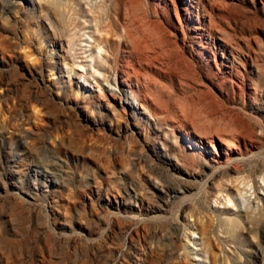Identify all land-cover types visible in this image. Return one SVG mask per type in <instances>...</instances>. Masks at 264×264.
I'll list each match as a JSON object with an SVG mask.
<instances>
[{
	"label": "rangeland",
	"instance_id": "obj_1",
	"mask_svg": "<svg viewBox=\"0 0 264 264\" xmlns=\"http://www.w3.org/2000/svg\"><path fill=\"white\" fill-rule=\"evenodd\" d=\"M95 32L149 94L70 74ZM226 263L264 264V0H0V264Z\"/></svg>",
	"mask_w": 264,
	"mask_h": 264
},
{
	"label": "bare ground",
	"instance_id": "obj_2",
	"mask_svg": "<svg viewBox=\"0 0 264 264\" xmlns=\"http://www.w3.org/2000/svg\"><path fill=\"white\" fill-rule=\"evenodd\" d=\"M68 4V3H67ZM92 22H93V24H95V22H94V20H92ZM97 24V23H96ZM109 25V24H108ZM94 26V25H93ZM221 27V26H220ZM96 28V27H95ZM113 29V28H112ZM127 30V29H126ZM95 31H96V29H95ZM101 31V30H100ZM104 31V30H103ZM129 31V30H128ZM99 32V31H98ZM105 32V31H104ZM103 32V33H104ZM130 32V31H129ZM128 32V33H129ZM222 32V31H221ZM111 33H113V32H111ZM116 33H118V32H116ZM101 35V34H100ZM100 35H98V34H96V32H95V37H94V35L93 36H91V37H87L86 39H87V41H85V42H87L86 44H81L80 46H82L81 48H80V58H81V61H79V63L76 61V62H73V64H72V66L71 67H69L70 69H69V71H70V74L75 70V69H77V70H79V71H82V70H84L86 67H88V65H90V67H91V69H93V71H92V74L91 75H93V76H95V77H97V78H100V77H102V76H104V78H105V83H106V86H107V88L109 89L110 88V91L111 92H114V90L110 87L111 86V84L109 83V80H108V76H105V75H102L100 72H98L97 71V69H94V68H96V67H98V69H99V67H101V68H103V67H105V68H107V69H109V70H111V69H115L116 71H119V74L120 75H124L125 76V79H122L121 80V83L123 84V86H127L128 88H129V91H130V94L131 95H134V92L131 90V88H130V86L132 85V79H135V84L137 85V87L140 85L142 88H144L146 91H147V89L145 88V83H140V74H139V72L140 71H135L136 69H134L133 70V67H132V65H131V67L132 68H130L129 67V63L131 62V58H132V54H130L129 52H126L127 53V56H126V60H125V64L126 65H124V66H120L119 68L117 67V64H115V66H111L110 64H109V66H111V67H109L108 65L106 66V65H103L104 63L103 62H101V61H103V59H104V57H102L101 55L102 54H106V53H102V48H101V46H102V44H106V42L107 41H109L108 40V38L105 36L106 34H102L101 36ZM110 35V34H109ZM109 35H108V37H109ZM115 35V34H114ZM113 35V36H114ZM125 35H126V33H125ZM131 35V34H130ZM118 36V35H117ZM122 36V35H121ZM129 36V35H128ZM127 36V37H128ZM116 37V36H115ZM114 37V38H115ZM110 38V37H109ZM120 38V37H119ZM130 38V40L132 39L131 37H129ZM112 39H113V37H112ZM117 39V38H116ZM122 39H123V37H122ZM128 39V38H127ZM104 40H107L106 42H104ZM127 41V40H126ZM104 42V43H103ZM146 43V42H145ZM143 44V43H142ZM141 44V45H142ZM156 44V43H155ZM107 45V44H106ZM133 45V44H132ZM137 45V44H136ZM140 45V46H141ZM150 45V44H149ZM162 45V44H161ZM138 46V48L140 47L139 46V44L137 45ZM136 46V47H137ZM145 46V45H144ZM144 46L142 45V47L144 48ZM103 47V46H102ZM106 47V46H105ZM135 47V46H134ZM141 47V48H142ZM146 47H148V46H146ZM150 47V46H149ZM148 47V48H149ZM151 47H152V45H151ZM110 48V47H109ZM137 48V49H138ZM104 49V48H103ZM151 49V48H150ZM150 49H148V50H150ZM154 49V48H153ZM94 50H97V51H95L94 52ZM140 50V49H139ZM152 50V49H151ZM155 50V49H154ZM124 51H126V50H124ZM132 51V50H131ZM133 51H137L138 52V50H133ZM112 52V51H111ZM144 52H146V49H145V51ZM150 52V51H149ZM156 51H154L153 53H155ZM135 53V52H134ZM148 53V52H147ZM152 53V54H153ZM161 53V52H160ZM140 54H141V52H140ZM144 54H146V53H144ZM143 54V55H144ZM150 54V53H149ZM149 54H148V56H149ZM134 55V54H133ZM161 55V54H160ZM146 56V55H145ZM144 56V57H145ZM151 56V55H150ZM159 56V55H158ZM162 56V55H161ZM111 57V56H110ZM152 57V56H151ZM160 57V56H159ZM111 58H113V57H111ZM146 58V57H145ZM153 58V57H152ZM115 59V58H114ZM160 59V58H159ZM159 59L157 60V61H159ZM101 60V61H100ZM106 61V60H105ZM110 61V60H109ZM113 61V60H112ZM143 61H144V59H143ZM146 61H147V58H146ZM150 61V60H149ZM151 61H156V59L154 60H152L151 59ZM150 61V62H151ZM161 61V60H160ZM145 62V61H144ZM148 62V61H147ZM149 62V63H150ZM103 63V64H102ZM146 63V62H145ZM153 63V62H152ZM159 63H162V62H159ZM102 64V65H101ZM105 64H106V62H105ZM142 64H143V62H142ZM148 64V63H147ZM165 65V64H164ZM191 65V64H190ZM103 66V67H102ZM139 66H140V64H139ZM173 66V65H172ZM176 68V67H175ZM141 73V72H140ZM142 73H144V72H142ZM141 73V74H142ZM87 74V73H86ZM110 75V74H109ZM123 76V77H124ZM142 76H144V75H142ZM139 77V78H138ZM112 78V77H111ZM143 78V77H142ZM114 81H115V78H114ZM137 91V90H136ZM147 94H149V92L147 91ZM147 100V99H146ZM228 148L229 149H231V150H238V146H236V145H234L233 143H229L228 144ZM250 196V195H249ZM226 201H225V204H231V200L229 199V198H227V196H226ZM246 199V198H245ZM246 202H248V203H250L251 202V200L249 199V198H247V201ZM243 203V202H242ZM245 203H243V205H244ZM244 207H246V205L244 206ZM244 207H239V208H237V209H235V212H233V213H231V209H229V208H227L228 209V211H229V216L228 217H226V218H224V220L226 221V223L228 224V225H231V226H234L235 224H237V222H238V217H239V215L241 214V213H244V212H246L247 211V209H245ZM247 208V207H246ZM249 208V207H248ZM230 226V227H231ZM191 227H193V225H191ZM229 227V228H230ZM232 228V227H231ZM234 229V228H233ZM187 236H189L188 238H189V241H188V245L189 246H187V248L189 247V248H191V249H189V253L188 254H190L191 256H192V258L194 259V261H197V262H204V259H200L201 258V256H202V254L200 255V254H198V253H200L199 251L201 250V249H199V251H198V249H196L194 246H196V245H200V243H198V240H196V238L194 237V236H192V232H190L189 234H187ZM225 239H231L232 237H234V233L231 231V229H229V231L226 233V235L225 236H223ZM223 238V239H224ZM226 240V241H227ZM225 242V241H224ZM192 245H191V244ZM233 254V253H232ZM206 255V254H205ZM198 256H200V258L198 257ZM207 257V256H206ZM211 260V259H210ZM210 260H209V262H210ZM223 260V259H222ZM206 261H207V258H206ZM214 262V261H213ZM225 262H227L228 263V261H225ZM226 263V264H227Z\"/></svg>",
	"mask_w": 264,
	"mask_h": 264
}]
</instances>
